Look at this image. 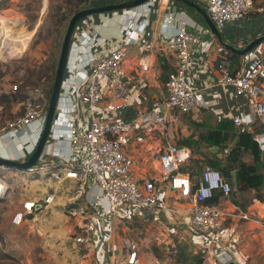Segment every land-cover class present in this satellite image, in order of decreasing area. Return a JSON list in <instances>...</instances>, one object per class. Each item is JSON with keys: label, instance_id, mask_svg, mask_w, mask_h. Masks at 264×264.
I'll return each instance as SVG.
<instances>
[{"label": "crops", "instance_id": "0c3cea01", "mask_svg": "<svg viewBox=\"0 0 264 264\" xmlns=\"http://www.w3.org/2000/svg\"><path fill=\"white\" fill-rule=\"evenodd\" d=\"M262 1L264 4V0ZM172 12L180 15L184 13L189 21L187 29L198 36V42L191 49L192 60L188 75L197 91L199 102L190 112L180 113L179 120L171 129V139L179 145L190 148L191 151L193 147L199 148V154L202 152L208 158L212 159L213 154L223 158L219 146H208L199 137L207 134L221 121L234 122V118L238 116L243 121L241 125L234 123L239 131L244 128L252 130L255 123H259L260 120L264 123V121L256 116L252 101L247 96L236 94L233 86L224 83L217 64L221 57L227 56L235 74L263 52L264 42L243 55L230 50L226 44L244 49L255 38L263 36L264 12L255 11L230 23L220 31L222 41L199 13L179 0H155L152 11L140 16L135 22V27H130L133 18L126 11L97 13L85 17L76 27L74 38L78 45L73 48L72 59L78 52L85 53L89 48L91 52L98 54L122 46L127 48L128 54L123 66L130 85V94L124 101L126 114L122 116V112L118 116L130 118L137 109L150 105L153 100L162 98L166 94L165 82L177 61L172 36L179 22L175 21L170 25L165 21ZM144 18L149 23L145 24ZM93 36L96 37L97 42H89V45L88 40ZM229 52L239 57L230 56ZM142 62H147L149 68L143 69ZM107 94L106 98L92 109L102 119L117 117V113L110 109V105L115 103L116 99L111 91ZM1 107L6 110L4 106ZM62 111L57 122V131L50 137L38 166H45L51 163L52 159H56V156L49 155L50 151L57 153L62 149L66 154L71 152L67 137L58 139L56 134L61 129L66 133L67 120L71 116L75 117L76 114L69 116L66 109ZM77 112L78 117L90 121L91 109L81 99L78 101ZM261 134H264V131L256 134L255 137L258 138ZM164 142L162 138L160 142H153L148 148H157ZM217 147L219 150L214 151ZM262 150L264 162V149ZM133 155L136 159L135 175L138 179L147 175L158 178L160 204L164 208L156 214H137L129 210L119 214L106 213V202L96 198L100 193L99 187L93 179H90L81 190V201L94 211V217L88 219L69 216L66 209L75 200L79 189L77 190V182L66 176L68 169L66 166L45 168L34 175L27 171L0 166V173L7 174L8 180L16 179L21 185L17 191L16 201L11 197L12 203L4 212V220L0 224L3 232L0 234V246L15 251L21 258L22 264H121L128 258L129 252L125 240L129 239L138 244L137 255L140 264H175L169 257L168 250L173 236L177 234L173 235L170 231L176 229L192 237L193 234L188 227L191 217L189 203L180 198V190L172 187L169 178L155 172L157 167L153 161L142 162L143 151L139 153L135 151ZM77 156L79 163L86 160V155L82 151H79ZM148 156L147 153L144 157ZM244 160L252 162L253 157L247 155ZM55 173L57 176L54 175ZM177 176H183V172L181 171ZM229 181L234 185L235 190L228 197L229 199L222 202L226 208L233 209L238 206L243 210L263 209L264 187L260 192L244 189L239 181L237 169L231 170ZM7 193L8 189L5 199L8 197ZM47 197H51V200L47 201ZM2 202L5 201H0ZM30 202H34V206L29 212L25 209V203ZM19 213H23L24 216L21 222L17 223L14 218ZM136 215L143 217V220H149L148 223L156 224L155 229L148 230L144 239L140 238V240L131 238L125 225L136 221L129 219ZM258 218L260 217L227 221L226 225L231 230L242 235L240 243L230 244L227 249L234 257L231 261L234 264H264V224ZM90 220L95 222L97 227L92 233H87L85 224ZM157 226L160 227V232L157 231ZM79 236L87 237L88 240L78 242L75 238ZM155 241L160 244V257L153 248ZM188 242L194 243L195 252H198L197 244L192 242V238Z\"/></svg>", "mask_w": 264, "mask_h": 264}, {"label": "built area", "instance_id": "2783aa9c", "mask_svg": "<svg viewBox=\"0 0 264 264\" xmlns=\"http://www.w3.org/2000/svg\"><path fill=\"white\" fill-rule=\"evenodd\" d=\"M125 1V0H120ZM116 0V2H120ZM167 1V0H164ZM208 12L211 19L221 31L230 23L246 17L252 12H264L262 0H192ZM115 3V2H111ZM108 4V3H107ZM155 0L139 4L132 8L123 9L131 18L130 27L140 16L152 11ZM145 24L148 22L144 18ZM173 25L179 22L173 33V47L176 55V66L168 73L165 89L166 94L157 98L150 105L137 109L130 118L120 115L126 107L124 101L130 94V85L124 69V61L128 50L125 46L112 49L107 53L78 52L66 69L60 102L54 119L52 135L57 131V122L62 110L75 117L67 120L66 133L59 131L58 139L67 137L71 145V152L66 154L62 149L51 163L45 166L37 164L27 171L38 174L45 168L66 166V176L73 178L78 186L75 200L66 209L69 216H80L88 219L94 217V211L81 201V190L90 179L99 187L97 199L106 202V213H134L156 214L164 207L160 204L157 188L158 178L152 175L138 179L135 175V151H143V163L154 162L158 175L169 178L174 189L180 190V198L189 203L191 217L188 227L191 229L192 242L198 247V253L204 257V264H228L234 260L229 254L230 244L240 243L241 233L231 230L226 225L229 220H251L256 217L264 224V207L262 210H243L235 206L226 208L222 202L235 190L234 185L219 169L205 164L197 183H194L190 172L183 171V167L192 157V151L186 146L172 141L171 129L180 118V113H187L198 106L199 96L189 78L188 71L192 58V46L198 42V36L187 29L188 17L184 13L172 12L165 19ZM33 32L27 31L25 19L14 14H5L0 10V61L7 62L13 67L24 61V56L33 39ZM136 39V38H135ZM96 37L89 38V42L96 43ZM83 43V42H82ZM77 41L73 38V48ZM84 45V43L82 44ZM90 45V44H89ZM143 69L149 68L147 62H142ZM217 67L223 76L224 83L234 87L236 94L245 95L252 101V108L260 119L264 121V47L247 67L234 74L231 61L227 56L221 57ZM24 69L18 74L24 77ZM12 91H17L19 82L14 83ZM10 88V89H11ZM111 91L116 102L110 109L117 113V117L102 119L92 109L103 101ZM29 97L23 102L25 112L16 118L3 120V108L0 106V156L16 160H26L36 149L42 136L46 119L49 99L40 88L29 89ZM84 101L91 109V119L86 121L78 117V101ZM64 105V107L62 106ZM234 123L241 125V117H235ZM246 130V128H244ZM164 144L157 148H148L153 142ZM50 139V138H49ZM258 139L264 149V134ZM49 142V140H48ZM47 142V144H48ZM232 144L225 148L229 154ZM86 155L82 163L78 161V152ZM150 157H144L147 156ZM43 154L40 159H42ZM40 161V160H39ZM147 165V164H146ZM181 169V170H180ZM183 172V176L177 174ZM54 175L57 176V173ZM6 191V186L0 177V195ZM219 192V202L209 203L215 193ZM263 203H264V197ZM51 197H47L50 201ZM34 202L25 203V209L32 211ZM23 213L15 216L14 221L20 223ZM96 223L90 220L85 224L87 233L96 230ZM179 239L191 241L185 233L171 229ZM78 242H86L87 237H76ZM128 250L127 261L121 264H140L138 260V244L126 239Z\"/></svg>", "mask_w": 264, "mask_h": 264}, {"label": "trees", "instance_id": "16d2710c", "mask_svg": "<svg viewBox=\"0 0 264 264\" xmlns=\"http://www.w3.org/2000/svg\"><path fill=\"white\" fill-rule=\"evenodd\" d=\"M67 2L70 6L75 5V8H71L68 13H64L61 16V21L67 19L70 21L71 17L77 11L82 9L79 7L81 5H86L85 7H93L116 2V0H67ZM55 8L56 12L54 13V16L58 14V10L61 8V6H55ZM197 17L202 20V18L198 15ZM83 19L85 18H82L78 24ZM229 54L230 56L234 55V57H239L235 53L233 54V52H229ZM57 66L55 63H52L45 68L39 67L38 69L36 66L34 69L29 70L31 78L28 81H37V83L43 88L49 101L54 85ZM26 83L28 82L26 81ZM28 86L30 85L23 84L18 88L17 91L10 93L4 92V94H1L0 99L6 103L5 107L11 109L16 103L20 104L21 102L27 100L29 97ZM24 112L25 110H23L21 113H13L10 118L19 117L23 115ZM258 122L259 123H255L253 125L252 130L246 129L239 131L233 121H221L207 134L201 135L199 139L205 142L208 146H219L224 155L223 158H218L215 154H213L214 157L212 159L208 158L202 152L199 154V148L197 149V147H193V157H191L188 164L183 167V171L190 172L193 180L197 182L205 164H210L214 168L219 169L224 177H226L228 180L230 178L231 170L237 169L239 181L244 189H254L258 192L262 191L264 187V162L262 157L263 150L261 148L260 140L256 138L255 135L264 131V123L261 120ZM231 144L233 146L230 153L225 154V148ZM247 155H251L253 157L252 162H247L244 160V157ZM219 197L220 193L216 192L209 203L219 202ZM142 218L136 215L129 219H135L139 222L144 221L145 223L149 222V220H143ZM171 234L174 235V233ZM153 248L157 256L160 257V246L154 245ZM168 255L175 264H204V257L200 253L195 252V244L179 239L178 235L173 236V241L169 245ZM16 258L20 262V258L15 251L9 248H0V264H6L5 262L12 259L14 260Z\"/></svg>", "mask_w": 264, "mask_h": 264}, {"label": "rangeland", "instance_id": "374dc122", "mask_svg": "<svg viewBox=\"0 0 264 264\" xmlns=\"http://www.w3.org/2000/svg\"><path fill=\"white\" fill-rule=\"evenodd\" d=\"M55 6H61V8L58 10V14L54 16V13L56 12ZM85 6L86 5H81L79 7L83 9L86 8ZM71 8L74 9L75 5L70 6L67 0H0L1 12L9 15L14 14L16 16H22L25 19L27 31L33 32L34 34L29 49L24 56V61L19 65L20 67H13L10 63L0 61V95L4 94V92H13L12 88L9 89V87L17 82H19V87L24 84L30 85L28 86V89L37 87L43 90L37 81H28L31 78L29 70L34 69L36 66L38 69L39 67L45 68L52 63H55L56 66L58 65L64 36L69 25V19L62 21L60 19L61 16L64 13H68ZM21 68L25 70L23 73L24 77H20L18 74V71ZM26 81L28 83H26ZM21 103H16L13 108L9 109L8 107H5L6 103L0 99V106L6 108V110L3 109L2 112L3 120L10 118L13 113H21L25 110L24 105ZM0 177L6 186V191L8 189V193L6 194L8 195L7 199L4 200L5 202L0 203L1 224L4 220V212L12 203L10 200L11 197L16 201L18 195L17 191L21 185L16 179L12 178L8 180L7 174L5 173L3 174L1 172ZM125 225L128 227L127 233H129V236L135 240H140V238L144 239L148 230H154L156 224L153 225L152 223L135 221L130 224L126 223ZM157 231L160 232V227L158 226ZM1 233L3 232L0 227V234ZM154 245L160 246L157 241H155ZM0 248L8 247L0 246ZM5 263L22 264V261L21 258L20 262L16 258Z\"/></svg>", "mask_w": 264, "mask_h": 264}, {"label": "water", "instance_id": "95a60500", "mask_svg": "<svg viewBox=\"0 0 264 264\" xmlns=\"http://www.w3.org/2000/svg\"><path fill=\"white\" fill-rule=\"evenodd\" d=\"M148 1L149 0H125V1L115 2V3H108V4L100 5V6L86 7L84 9L77 11L71 17L67 31L64 36L63 44L61 47V53H60V57L58 61L54 85H53V89H52V93H51V97L49 101V107L47 111L46 124L43 130L42 136L40 138V141L38 143V146L26 160H16V159H10V158H5L3 156H0V166L6 167V168L18 169V170H28L34 167L39 162L42 154L44 153L47 147V142L52 135L54 119L56 117L57 108L60 102V96H61V91L63 87V81L65 78L66 69L68 68V65L70 64L72 53H73V38H74V33H75L78 22L82 18L88 17L93 14L132 8L139 4L146 3ZM179 1L186 4L187 6L194 9L197 13H199L204 18V20L209 25V27L212 29V31L222 41L220 30L217 28L216 24L211 19L208 12L202 6H200L199 4L195 3L192 0H179ZM262 42H264V35L255 38L244 49H237L236 47L230 44H226V46L230 50L243 55V54H246L254 50ZM126 111H127V108H124L122 116L126 114ZM218 150H219L218 147L216 148V150L214 149V151H218ZM4 196H5V193L3 195H0V201H4L5 199ZM228 264H234V263L230 262Z\"/></svg>", "mask_w": 264, "mask_h": 264}]
</instances>
